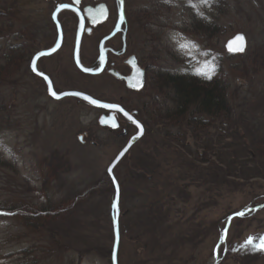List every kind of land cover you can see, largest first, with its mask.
Instances as JSON below:
<instances>
[{"label": "rangeland", "instance_id": "rangeland-1", "mask_svg": "<svg viewBox=\"0 0 264 264\" xmlns=\"http://www.w3.org/2000/svg\"><path fill=\"white\" fill-rule=\"evenodd\" d=\"M134 6L131 43L151 67L143 90L106 74L84 77L69 46L43 65L59 91L122 97L145 127L114 168L119 264H264V252L238 254L248 238L264 237V0ZM238 33L247 48L230 53L226 44ZM54 37L40 0H0V264H112L108 168L136 129L110 131L98 122L101 110L48 95L28 61ZM209 63L225 106L181 114L164 78L211 80L201 74ZM244 209L219 246L228 216Z\"/></svg>", "mask_w": 264, "mask_h": 264}, {"label": "flooded vegetation", "instance_id": "flooded-vegetation-1", "mask_svg": "<svg viewBox=\"0 0 264 264\" xmlns=\"http://www.w3.org/2000/svg\"><path fill=\"white\" fill-rule=\"evenodd\" d=\"M135 1L124 0V22L121 23L119 20L120 0H40L43 10L49 15L54 27L55 37L50 45L36 49L31 53L28 68L36 78L44 83L49 96L50 81L53 89L58 94L65 91L77 90L103 102L120 106L125 111L137 115L136 110L128 108L121 101L122 97L119 100H103L92 93L80 89L59 91L54 75L43 67L45 63H48L55 56L59 55L66 46H69L71 62L84 77H100L106 74L123 83L130 91L138 92L143 90L147 86L151 67L141 61L131 43L136 24L135 12L137 9L134 6ZM81 22H83V28H81ZM57 45L59 46L56 50L44 56H39V59H36L37 71L34 72L32 70V62L35 56L39 53L52 50ZM82 67L91 68V70H101L98 73H90L86 72ZM141 71L144 74V85L139 90L128 87L127 80L120 78L121 76H132L134 72L139 73ZM45 76L48 78L47 80L44 79ZM65 98H74L78 103H85L94 110H101L102 113L99 118L103 115L108 117L110 114H113L117 120L118 127L114 129L110 126L101 125L103 128L110 131H119L120 129L123 130V123H127L136 129L135 133L137 132L136 126L131 124L118 110L96 107L80 97L67 96L60 100Z\"/></svg>", "mask_w": 264, "mask_h": 264}, {"label": "trees", "instance_id": "trees-1", "mask_svg": "<svg viewBox=\"0 0 264 264\" xmlns=\"http://www.w3.org/2000/svg\"><path fill=\"white\" fill-rule=\"evenodd\" d=\"M171 85L175 93V100L180 113L195 106L196 109L205 112L214 111L225 106L226 92L221 79L203 80L193 75H169L164 78ZM3 73L0 67V82H3ZM163 83H161L162 85ZM37 218V217H36ZM36 218H32L35 220ZM246 217L238 218L243 220ZM37 220V219H36ZM242 248L239 255L264 252V250H254L252 247Z\"/></svg>", "mask_w": 264, "mask_h": 264}, {"label": "water", "instance_id": "water-1", "mask_svg": "<svg viewBox=\"0 0 264 264\" xmlns=\"http://www.w3.org/2000/svg\"><path fill=\"white\" fill-rule=\"evenodd\" d=\"M237 35H242L245 39V46H244V51L246 50L247 48V39L245 37V35L243 33H238L236 34L234 37H232L231 39H229V41L227 42L226 44V49L228 52L230 53H243L244 51L242 52H235V51H229L228 49V44L230 41H232ZM59 45H57L54 49L52 50H49V51H46V52H43V53H46V54H49L51 52H53L54 50H56L58 48ZM40 56V53L34 58V60L36 61L37 57ZM33 69V67H32ZM83 69H87V68H83ZM86 72H90V73H97V71H93L91 69H88V71ZM119 76V75H118ZM120 78H124L125 80H127V86L130 87V88H133V89H140L141 87H138V88H134V87H131L130 85L132 83H135L136 80H140L142 82V86L144 84V74H143V71L139 72V73H135L132 75V76H128V77H120ZM51 90L53 91V88H52V85H51ZM64 93H80L81 95L79 96H76V95H64ZM62 94H59L60 98L61 97H64V96H75V97H80L81 99L85 100L83 97L84 96H87L89 97L90 100L94 99L96 100L99 104H109V103H106V102H103V101H99L97 99H95L94 97H92L91 95H88V94H85V93H81L79 91H67V92H64ZM86 102H88L89 104H91L89 102V100H85ZM93 105V104H91ZM112 105V104H110ZM96 107H99L97 105H94ZM117 106V105H115ZM102 108V107H100ZM104 109H108V110H117V109H123L122 107L120 106H117V108L115 109H109V108H104ZM124 110V109H123ZM119 111V110H118ZM124 112L128 113L127 111L124 110ZM123 115L124 113L121 112ZM132 118L133 120L137 121L142 127H143V134H144V126L130 113H128ZM125 116V115H124ZM125 118L130 122L132 123L133 125L136 126V124H134L132 122V120H129L127 116H125ZM102 121H107V123H102ZM99 122L100 124L104 125V126H110L111 128H117L118 127V123H117V120L115 119L114 115L113 114H110V116H102L100 119H99ZM115 124L116 126L113 127L112 125ZM137 127V126H136ZM124 134L126 135V131L124 132ZM143 134L141 135L139 133V129L137 128V132L136 134H134L130 140L128 141V143L125 145V147L118 153V155L116 156V158L113 160V162L110 164L109 168H108V173L113 181V184H114V188H115V198H114V201H113V211H112V216H113V219H114V232H115V241H114V247H113V251H112V264H119L118 262V253H119V244H120V235H119V221H118V218H119V199H120V187H119V183L117 182L115 176H114V168L116 167V165L121 161V159L127 154V152L130 150V148L143 136ZM138 137V138H136ZM130 145V146H129ZM126 149V151H125ZM122 154V155H121ZM114 165V166H113ZM117 195H118V211H117V208H114V204L117 203ZM249 209H244L242 211H239V212H245L247 213ZM239 212H236V213H233L231 215L228 216V220H227V224H226V227L224 229V234L222 236V238L220 239L219 241V246H221L223 243L226 242V236H227V231H228V228H229V225H230V222L233 218L235 217H241V216H238L237 213ZM219 246L217 248H219ZM217 250L214 252V263L217 262ZM216 264V263H215Z\"/></svg>", "mask_w": 264, "mask_h": 264}, {"label": "snow or ice", "instance_id": "snow-or-ice-1", "mask_svg": "<svg viewBox=\"0 0 264 264\" xmlns=\"http://www.w3.org/2000/svg\"><path fill=\"white\" fill-rule=\"evenodd\" d=\"M123 2H124V0H120L121 7H120L119 20L121 23L124 22ZM201 2L202 3H209V0H201ZM81 28H83V22H81ZM244 46H245L244 37L242 35H237L232 41L229 42L228 49H229V51L242 52V51H244ZM180 47L181 48H189V47H194V45H190L189 43H182L180 45ZM44 55H46V53H40V56H44ZM37 59H39V57H37ZM77 62L79 63V61H77ZM32 67H33V70L35 71L36 70V61L35 60H33V62H32ZM205 68L207 70L202 72L201 74L204 75L207 79H211L212 75L214 74V70H215L214 66L211 65V63H209L208 65H205ZM84 70L88 71V69H84ZM44 79L47 80L48 78L45 76ZM130 86L134 87V88L142 87V82L140 80H136V82L132 83ZM49 87H50V94L52 96H54L55 98L59 99L60 96L57 95V93L55 91L51 90V82L50 81H49ZM64 95L79 96L81 94L80 93H64ZM83 98L85 100H89V102L91 104L97 105V106L102 107V108H109V109L117 108V106H115V105L99 104L96 100H94V99L90 100L89 97H87V96H84ZM117 110H119L120 112H123L124 115L127 116L129 120H132V122L134 124H136L137 128L139 129V133L141 135L143 134V127L137 121L133 120V118L128 113L124 112L123 109H117ZM102 123H107V121H102ZM112 126L115 127L116 125L113 124ZM136 138H138V137H136ZM125 151H126V149H125ZM114 208H117V211H118V195H117V203L114 204ZM237 215L243 217L246 215V213L245 212H239V213H237ZM257 239L259 240V243L255 242ZM249 246H251L254 250H264V237H258V238L257 237H250V238H248L246 244L242 245V247L247 248Z\"/></svg>", "mask_w": 264, "mask_h": 264}, {"label": "bare ground", "instance_id": "bare-ground-1", "mask_svg": "<svg viewBox=\"0 0 264 264\" xmlns=\"http://www.w3.org/2000/svg\"><path fill=\"white\" fill-rule=\"evenodd\" d=\"M206 29V28H205ZM77 102V101H76Z\"/></svg>", "mask_w": 264, "mask_h": 264}]
</instances>
